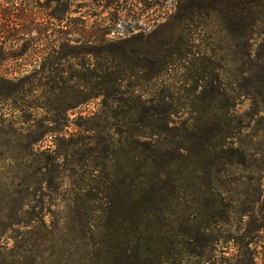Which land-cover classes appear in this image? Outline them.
Wrapping results in <instances>:
<instances>
[{"label":"trees","instance_id":"obj_1","mask_svg":"<svg viewBox=\"0 0 264 264\" xmlns=\"http://www.w3.org/2000/svg\"><path fill=\"white\" fill-rule=\"evenodd\" d=\"M199 1L196 27H214L213 34L203 33L199 40L211 55L186 51L189 45L194 47V38L189 35L184 49L173 42L163 44L158 55L153 56L158 61L149 68L155 79L168 73L176 60H182L183 86L189 94L184 100L168 92L144 101L138 96L127 100L122 97V81L118 82L120 90L112 93L106 91L111 80L102 82L104 89L94 97L102 98L103 108H109L108 101L114 104V115L118 112L127 128L117 127L113 136L102 143L100 157L88 166L100 169L101 175L79 179L82 195L73 204L81 201L77 212L80 222L64 224L61 231L45 222L34 223L41 235L35 264H175V260L183 262L189 253L197 257L214 253L223 243L220 239L229 237L221 235L237 213L236 202L225 203L228 192L217 183L227 182L226 177L230 181L236 170H261L264 163L258 158L260 151L252 152L237 140L251 123L236 116L241 97L250 106L249 118L264 114V0ZM209 39L211 42L206 44ZM215 49L226 55L217 58ZM226 56H230L234 68L227 77L222 64L228 61ZM84 85L87 90L93 88L90 80ZM185 101L189 103L188 118L176 122ZM2 117L0 113V127ZM127 118L132 125L144 122L148 131L136 134L132 126L128 127ZM92 131L84 129L82 133ZM48 132L52 131L44 133ZM96 144L100 145V141ZM34 147V142L24 147L27 155L22 164L35 171L22 178V209L31 204L29 197L61 181L42 173L53 160L49 155L46 164L29 160ZM2 155L0 152V161ZM231 182L250 187L254 179L241 176ZM257 186L261 193L260 184ZM243 194L249 201L248 192ZM253 203L250 201L241 211L238 231L242 235L231 238L237 253L223 264H249L244 240L252 236L264 238V209L255 211ZM255 203H259V197ZM181 205V218L187 222H182L179 234L165 217ZM193 208L190 220L187 212ZM192 236L194 249L189 250L187 237ZM251 261L255 264L254 258L250 264ZM261 261L264 264V254Z\"/></svg>","mask_w":264,"mask_h":264},{"label":"rangeland","instance_id":"obj_2","mask_svg":"<svg viewBox=\"0 0 264 264\" xmlns=\"http://www.w3.org/2000/svg\"><path fill=\"white\" fill-rule=\"evenodd\" d=\"M199 4V0H0V78L8 79H0V113L4 119L0 127V264H35L41 235L34 223L45 222L61 231L64 224L80 222L77 212L81 201L73 204L82 195L79 179L101 175L100 169L88 166L100 157L102 143L117 127L127 128L122 116L118 112L114 115V104L108 101L109 108H103L102 98L94 97L104 89L102 82L111 80L106 91L112 93L120 90L122 81V97L127 100L138 96L144 101L167 92L183 100L187 97L182 60H176L168 73L155 79L149 68L158 61L153 56L163 44L173 42L184 49L190 36L194 47L189 45L186 51L209 56L210 49L203 48L199 40L203 33L213 34L214 27L206 23L203 29L196 27ZM214 51L217 58L226 55L225 51ZM225 59L228 61L222 64L227 77L234 68L230 56ZM89 80L93 88L87 90L84 84ZM188 106L185 101L176 122L188 118ZM249 107L242 97L238 98L236 116L251 124L237 140L252 152L260 151L258 158L264 162V114L249 118ZM129 120L128 127L132 126L136 134L148 131L144 122L132 125ZM84 129L93 131L82 133ZM47 131L52 132L44 133ZM31 142L35 147L29 160L46 164L49 155L53 160L42 173L61 181L29 197L31 204L22 209V178L35 171L22 164L27 155L24 147ZM241 176L252 177L254 183L246 187L231 182ZM225 181L217 186L228 192L225 203L233 200L237 211L231 224L222 230V238L229 237L220 239L223 243L214 253L206 252L202 257L189 253L183 262L175 260V264H223L237 253L231 238L242 235L238 231L241 211L252 200L255 211L264 209V163L261 170H236L230 181L228 177ZM258 197L259 203H255ZM183 208L177 206L165 217L179 234L182 222H187L181 218ZM194 212V208L188 210L190 220ZM187 240L189 250L194 249L193 236ZM244 241L249 264L252 258L255 264H262L264 238L252 236ZM213 256L215 259H211Z\"/></svg>","mask_w":264,"mask_h":264}]
</instances>
